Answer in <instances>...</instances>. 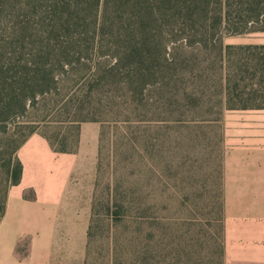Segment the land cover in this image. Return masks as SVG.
<instances>
[{
	"label": "rangeland",
	"instance_id": "374dc122",
	"mask_svg": "<svg viewBox=\"0 0 264 264\" xmlns=\"http://www.w3.org/2000/svg\"><path fill=\"white\" fill-rule=\"evenodd\" d=\"M181 40L156 49L174 61L175 80L148 78L142 94L124 71L97 76L96 66L107 69L113 55L56 68V82L36 88L48 92L0 136V207L8 194L33 196L44 183V167L28 169L21 185L10 182L9 160L23 138L33 137L26 154L39 153L45 139L57 165L65 158L57 152H67L62 166L73 168L89 226L86 238L65 227L55 264H223V161L248 112L218 102L219 51ZM221 43L263 44L264 31L224 34ZM183 88L202 95L197 105Z\"/></svg>",
	"mask_w": 264,
	"mask_h": 264
},
{
	"label": "trees",
	"instance_id": "16d2710c",
	"mask_svg": "<svg viewBox=\"0 0 264 264\" xmlns=\"http://www.w3.org/2000/svg\"><path fill=\"white\" fill-rule=\"evenodd\" d=\"M246 30L264 31V0H0V136L48 92L36 88L55 83L56 68L89 54L113 55L107 69L96 66L97 76L124 71L135 94L153 83L148 78L168 84L176 65L156 49L177 39L219 51L223 109L264 108V43H221L222 35ZM185 89L183 96L197 105L202 95ZM13 153L8 171L17 184L22 164Z\"/></svg>",
	"mask_w": 264,
	"mask_h": 264
},
{
	"label": "crops",
	"instance_id": "0c3cea01",
	"mask_svg": "<svg viewBox=\"0 0 264 264\" xmlns=\"http://www.w3.org/2000/svg\"><path fill=\"white\" fill-rule=\"evenodd\" d=\"M241 110L248 118L233 130L223 161V264H264V108ZM32 139L18 148L21 181L28 169L41 174L44 167V183L33 196L8 194L0 217V264H55L56 238L65 227L73 232L75 226L71 236L87 235L90 207L81 213L73 168L62 166L67 152H57L65 157L57 165L43 139L44 149L26 154Z\"/></svg>",
	"mask_w": 264,
	"mask_h": 264
}]
</instances>
